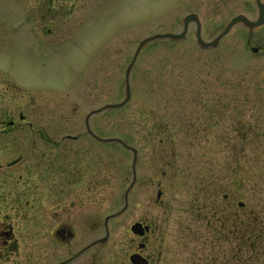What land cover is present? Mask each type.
Segmentation results:
<instances>
[{
  "label": "rangeland",
  "instance_id": "rangeland-1",
  "mask_svg": "<svg viewBox=\"0 0 264 264\" xmlns=\"http://www.w3.org/2000/svg\"><path fill=\"white\" fill-rule=\"evenodd\" d=\"M71 14L55 36H41L21 0H0V76L13 82L17 102L47 105L50 120L63 115V135L84 136L89 112L124 100V73L141 41L178 35L195 14L201 39L212 42L237 16L257 21L258 8L255 0H78ZM195 29L190 24L179 42L145 45L130 72L129 102L93 116L90 127L99 139L136 150L144 186L127 198H155L152 185L162 181L171 222L165 238L179 260L264 264V22L252 30L236 24L208 50L198 47ZM33 42L65 45L40 55ZM150 135L174 136L176 158L155 151L160 143ZM93 151L109 169L105 197L118 206L131 183L132 154L118 144ZM163 159L175 170L164 169ZM179 221L188 230L180 238Z\"/></svg>",
  "mask_w": 264,
  "mask_h": 264
},
{
  "label": "flooded vegetation",
  "instance_id": "flooded-vegetation-1",
  "mask_svg": "<svg viewBox=\"0 0 264 264\" xmlns=\"http://www.w3.org/2000/svg\"><path fill=\"white\" fill-rule=\"evenodd\" d=\"M21 1L27 21L41 36H55L58 25L69 19L78 3ZM33 45L41 55L65 44ZM12 89L11 79L0 76V264H191L184 257L179 260L177 250L172 249L176 244L171 242L169 248L166 241L171 222L168 206L161 199L162 181L152 185L157 189L155 198L123 196L118 206H113L114 200L105 197L109 169L99 166L98 153L93 151L112 144L99 142L86 128L84 136L63 135L66 123L59 118L63 115L50 120L47 105L34 100L19 103ZM91 118L89 129L94 133ZM172 137L148 136L150 142L160 143L155 151H167L166 157L175 159ZM82 139L89 144H82ZM170 159L161 163L173 171ZM161 175L166 178L167 173ZM135 185L144 186L138 176ZM82 222L89 238L84 245L79 236ZM177 226L181 232L176 237L188 232L181 221Z\"/></svg>",
  "mask_w": 264,
  "mask_h": 264
},
{
  "label": "water",
  "instance_id": "water-1",
  "mask_svg": "<svg viewBox=\"0 0 264 264\" xmlns=\"http://www.w3.org/2000/svg\"><path fill=\"white\" fill-rule=\"evenodd\" d=\"M255 1L257 4V8H258V19H257V21L249 22L243 16H237L230 21V23L225 27L224 31L212 42L207 43L201 39L200 24H199V20H198L197 16H195V15H189L183 19V22H182L183 28H182L181 33L178 35H173V34L159 35V34H157V35H154L150 38H147V39L141 41L139 43L137 49H136V52H135L133 59H132V62L127 67L126 72H125V99L123 100V102H121L120 104H117V105L105 106V107H103L97 111H94L91 114H89V116L87 117V120L92 115H96V114H98L104 110L121 108L129 101V98H130V90H129V83H128L129 73H130V70H131L135 60H136L138 53L140 52V50L145 45H147L148 43L153 42L155 40H166V39H168V40H172V41H181L186 36L189 24L193 23L196 27L195 37H196V43L199 46V48L202 50H206L208 48H215L217 46V44L219 43V41L224 36H226L229 33V31L233 28V26H235L236 24H242L243 26H245L246 28H248L250 30H252L253 28L258 27V26L263 24V22H264V7L260 4L259 0H255ZM252 52H257V50L252 49ZM88 131H89V129H88ZM99 141H101L103 143H117V144L123 146L124 148H126L127 150L132 152V154H133L132 169H133V177H134V167H135V163H136V159H137L136 151L131 149V148L126 147L123 142H121L120 140H117V139L99 140Z\"/></svg>",
  "mask_w": 264,
  "mask_h": 264
},
{
  "label": "trees",
  "instance_id": "trees-1",
  "mask_svg": "<svg viewBox=\"0 0 264 264\" xmlns=\"http://www.w3.org/2000/svg\"><path fill=\"white\" fill-rule=\"evenodd\" d=\"M253 221H256V223L258 222V219L256 220L254 217H253ZM262 228H259V229H257L258 231H259V233H257V237L259 238L260 236H262V234H263V231L261 230ZM257 231V232H258ZM261 232V233H260ZM253 249V248H252Z\"/></svg>",
  "mask_w": 264,
  "mask_h": 264
}]
</instances>
